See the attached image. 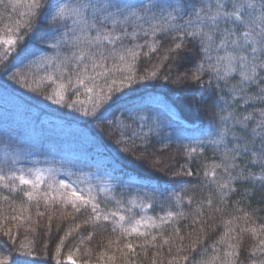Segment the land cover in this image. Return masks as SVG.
Wrapping results in <instances>:
<instances>
[{"label": "trees", "instance_id": "16d2710c", "mask_svg": "<svg viewBox=\"0 0 264 264\" xmlns=\"http://www.w3.org/2000/svg\"><path fill=\"white\" fill-rule=\"evenodd\" d=\"M5 3L7 8L0 6V36L7 38L9 33L3 29V25L15 21L19 18L18 14L27 9L23 0L15 11L12 10L11 0H5ZM39 24L42 30L47 27L46 21H39ZM142 27L149 30L147 24ZM171 35L174 33L168 36L158 34L153 38L141 32L136 39H126L123 43L133 47L136 44L144 45L145 41H159L155 51L145 46L139 50L137 59L126 58L120 62L118 58L110 57L104 61V66L110 72L106 78L97 79L98 85L104 86L105 79L111 82L113 79L132 77L131 81L124 79L117 99L105 113L107 121L112 122L111 126L84 114V109L91 110L92 106L83 87H79L78 96L69 88L61 104L47 98L56 88L55 83L47 80V75L51 74L57 82L65 83L71 77L75 83L76 73L83 68V64L76 68V62L69 61L63 76L57 71L59 61L65 56H72L75 49H54L51 47L53 41L41 44L27 30H21L17 35V44L8 60L14 66L13 71L19 70L27 83L25 80L10 79L11 72L0 73V146L38 150L49 142L59 143L56 137L61 134L73 135L88 145L86 149L102 156L116 171L141 178L152 187H179L181 201L177 213L183 212L185 215L176 217L171 224L156 232L129 236L102 219L84 224L93 215L89 207L76 212L71 205H64L60 201L49 200L46 204L41 197L29 201L21 189L4 191L0 188V256L8 257L7 261L0 259V264H18L16 249L21 243H34L36 257L43 264H57V261L59 264H70L71 261L67 260L70 253L76 264H191L193 260L207 262L217 253L222 260L226 245L218 243V240L227 230L225 221L232 222L227 228L235 229L236 239L232 242L240 243L238 264H249L250 260L260 258L258 252L255 256L249 255L255 241L249 232H241L240 229L264 224V188L260 187L261 181L249 179L246 182H233L231 187L236 191L232 192L228 188L217 187L204 173L206 165L213 161L220 162V154L225 147L232 148L234 143L240 142L239 136L246 135L251 139V130L260 119L253 110L264 107V104L254 101L245 104L250 95H255L256 89L248 84H240L238 74L231 73L230 86L221 93L222 99L217 104L214 105L213 96L206 103L194 105V97L201 96V86H181L173 82L175 67L168 49L179 41H173ZM0 51L3 49L0 48ZM165 55L169 59L165 60ZM45 57L48 59L45 60ZM200 59L197 49L195 59L186 67H191L195 60ZM83 63L88 65V75H91V61L86 59ZM153 72L155 76H152ZM209 77L210 73L205 71L202 80L207 82ZM220 83L223 86L224 82ZM74 101V107H67ZM221 108L225 116L232 113L243 117L252 113L253 119L247 122V129L242 131L241 125L234 124L232 119L224 124L219 118H212L213 112H220ZM221 130L226 131L222 143H209L213 139H221L218 135ZM133 132L138 134L133 138L137 147L130 148L126 154L120 149L130 147L132 141L121 144L117 141L122 133L124 138H128L132 137ZM146 133L150 143L145 149L142 137ZM189 147H195L196 152L188 154L186 149ZM145 151L154 153L162 161V170L149 167L151 161L141 162L135 158ZM250 160L251 153L238 157L236 162L241 167L251 168L257 177L264 175L260 166L250 163ZM187 170H191V176L171 175L172 172L185 173ZM217 172L218 181L228 179L221 169H217ZM232 175L235 176L236 171ZM209 198L212 200L211 206L207 204ZM38 212L43 215H38ZM244 213L249 214L247 222L243 219ZM13 216L17 219L13 220ZM177 228L179 234L175 231ZM165 239L168 240L167 244L164 243ZM193 243L196 244L194 251L191 248ZM128 244H132L133 249H128ZM57 248H60L58 254ZM45 252L47 255H42ZM109 257H115V260ZM184 257H188V260ZM215 264H221V261Z\"/></svg>", "mask_w": 264, "mask_h": 264}, {"label": "snow or ice", "instance_id": "6c2138e0", "mask_svg": "<svg viewBox=\"0 0 264 264\" xmlns=\"http://www.w3.org/2000/svg\"><path fill=\"white\" fill-rule=\"evenodd\" d=\"M20 4L21 0H11L12 10L15 11ZM23 4L27 11L20 12L18 19L3 25V29L9 35L7 38L0 36V48L3 49V51H0V73L11 72L10 79L25 80V83H27L25 76L19 70L13 71L14 66L8 60L17 44V35L21 30H27L28 34L41 44L53 41L51 47L54 49L61 47L75 49L72 56H65L57 65V71H60L63 76L69 61H75L76 68H80V65L83 64V68L76 73L75 83H73L71 77L65 83L57 82L51 74L47 75V80L56 84L53 94L47 98L55 99L57 104H61L64 103L65 93L69 88L73 89L78 96L79 87H83L92 106L91 110L84 109V114L86 116L91 115L94 120L106 122L111 126L112 122L107 121L105 113L117 99V94L124 84V79L129 81L132 79L131 76L120 80L113 79L111 82L105 79L104 86L98 85L96 83L97 79L100 77L106 78L110 72L104 66V61H107L110 57L118 58L120 62H124L126 58L137 59L139 50L142 47L147 46L150 51H155L159 46V41L155 40L145 41L144 45L136 44L133 47H128L123 43L126 39H136L141 32L146 36L151 35L153 38L158 34L168 36L174 33V35H171V39L179 42L168 49V53L172 54L171 58L175 67L173 82L181 86H201V96L199 98L194 97V105L206 103V101L212 100L213 96H215L213 103L214 105L217 104L222 99L221 93L230 86L229 76L231 73L238 74L240 84H248L256 89L255 95H250L249 100L244 101L245 104L249 101L264 104V0H23ZM229 5L231 6L230 9ZM0 6L8 7L5 0H0ZM39 21H46L47 27L42 30ZM144 24L148 25L150 31L143 29ZM129 28L132 30L129 31ZM93 32L95 35H92ZM20 39L22 40L23 37H20ZM93 49L95 50L93 51ZM197 49L201 59L195 60L191 67H186L188 63L195 59ZM44 59L47 60L48 58L45 57ZM57 59L59 58L57 57ZM86 59L91 61V69L93 70L91 75H88V65L83 63ZM164 59H169V56L165 55ZM48 62L51 63L50 60ZM205 63H207V69ZM97 68L102 69V71H95ZM182 68L184 70L180 71ZM205 71L210 73L207 82L202 80ZM155 75L156 73L153 72L152 76ZM43 79L41 78V80ZM164 79L168 80L169 77H164ZM213 80H215V83H213ZM221 81L224 82L223 86H221ZM205 93H208V95L205 96ZM74 104L75 101L67 104V107H74ZM253 111L259 115L260 119L256 121L255 127L251 130V139L246 135L239 136L240 142L234 143L232 148L225 147V150L220 154L219 163L213 161L210 165L205 166L204 175L210 177L211 182L221 189L228 188L229 191L235 192L236 189L231 187L233 182H246L249 179H259L261 181L260 187L264 188V175L257 177L251 171V168L241 167L236 162L238 157L248 156L251 153L250 163L259 165L261 173H264V107ZM222 113L223 108L220 112H213L212 118H219L220 122L224 124L232 119L234 124L241 125L242 131L247 129V122L253 119L252 113L243 117H238L232 113L225 116ZM137 135L136 132H133L132 137L124 138L122 133L121 139L117 141L118 144L132 142L130 147L121 148L120 151L128 154L130 148L135 149L137 145L133 138ZM218 135L221 139H213L209 143H222L226 131L221 130ZM233 135L236 136L235 132H233ZM257 139L259 140L258 143ZM142 143L146 149L150 143L147 133L142 137ZM196 150L195 147H189L186 152L191 154L195 153ZM135 158L141 162L151 161L149 167L157 171L162 170V161L156 158L154 153L145 151ZM217 169H221L228 179L223 180L221 178L218 181ZM233 171H236L235 176L232 175ZM28 172L30 174L34 172L35 180L26 179L23 170H21L20 183L31 185L34 190L39 189L43 180L41 170L29 169ZM171 175L174 177L191 176L192 172L191 170H187L185 173L172 172ZM2 179L3 177H0V180ZM74 184L75 182L60 180L59 185L54 189L57 193L56 196L50 195L53 190L51 184L48 186L49 192H25L24 195L29 201L40 196L46 204L49 200L58 199L64 205H71L76 212L90 206L93 215L86 219L84 224L95 223L101 218V214L99 204L95 202V197L91 195L92 189L89 188L82 195V190ZM129 187H132V185H129ZM171 195H174L178 202L181 201L178 194L172 193ZM189 203H191L190 199ZM207 204L211 206V198L207 200ZM38 215H43V213L38 212ZM184 215L183 212L169 211L165 217H161L160 224H156L152 218H141L135 220L134 223H130L129 227H124L123 222L126 217L120 214L119 211L105 214L103 219L105 221L114 220L126 235L130 236L135 233L144 236L147 233L141 231L142 226L145 228L160 227L167 221ZM12 219L15 220L17 217L13 216ZM20 219L24 218L20 217ZM243 219L247 222L250 219L249 214L244 213ZM231 223V221H225L227 230L218 240V243L226 245L223 259L221 260L220 254L217 253L207 262L193 260L191 264H215L216 261H221V264H238L240 243L232 242L236 237L234 235L235 229L227 228ZM175 231L179 234V228ZM240 231L249 232L255 241L253 247L249 249V255L255 256L258 252L260 256L259 259L250 260L249 264H264V224L257 227L241 228ZM152 239L155 240V237ZM147 243H151V241ZM164 243L167 244L168 240L165 239ZM61 246H63V238L61 239ZM126 247L130 250L133 249L132 244H128ZM213 247L215 246L213 245ZM35 248L34 243H21L19 248L16 249L18 264H43L36 257ZM191 248L194 251L196 244L193 243ZM59 251L60 248H57V254ZM42 255L46 256L47 253L45 252ZM0 259L7 261L8 257L0 256ZM109 259L115 260V257H109ZM184 259L188 260V257H184ZM67 260L71 261L72 264H76L71 253L68 255ZM57 264H59V261H57Z\"/></svg>", "mask_w": 264, "mask_h": 264}, {"label": "rangeland", "instance_id": "374dc122", "mask_svg": "<svg viewBox=\"0 0 264 264\" xmlns=\"http://www.w3.org/2000/svg\"><path fill=\"white\" fill-rule=\"evenodd\" d=\"M61 135L56 137L59 143L49 142L38 150L0 146V177H3L0 180V188L4 191L21 189L23 193H45L49 192L48 186L51 184L53 190L50 195L56 196L54 189L59 185L60 180L75 182L74 186L82 190V195L89 188L92 189L91 195L99 204L101 214L99 220H104L105 214L119 211L126 217L123 222L124 227H129L130 223L141 218H152L156 224H160L161 217H165L167 212H178L180 201L178 202L175 196L170 194L179 195V187L169 186L161 189L147 185L141 178L116 171L97 152L86 149L88 145L77 140L75 136H68L67 133L65 136ZM72 147L75 149H71ZM97 151L100 152L99 149ZM29 169H40L42 172L43 180L39 189L34 190L31 185H22L19 181L21 170L26 179L35 180L34 172L30 174ZM89 208L91 210L90 206ZM174 219L160 227L142 226L141 231L156 232L171 224ZM108 221L121 231L114 220Z\"/></svg>", "mask_w": 264, "mask_h": 264}]
</instances>
